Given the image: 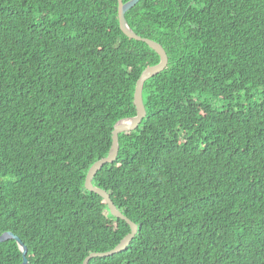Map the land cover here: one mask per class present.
I'll return each mask as SVG.
<instances>
[{"label": "trees", "instance_id": "obj_1", "mask_svg": "<svg viewBox=\"0 0 264 264\" xmlns=\"http://www.w3.org/2000/svg\"><path fill=\"white\" fill-rule=\"evenodd\" d=\"M117 9L0 0V236H17L28 264H82L130 232L84 188L159 62ZM125 19L168 64L92 181L137 234L88 264H264V0H139ZM0 264H22L14 240Z\"/></svg>", "mask_w": 264, "mask_h": 264}, {"label": "water", "instance_id": "obj_2", "mask_svg": "<svg viewBox=\"0 0 264 264\" xmlns=\"http://www.w3.org/2000/svg\"><path fill=\"white\" fill-rule=\"evenodd\" d=\"M117 2H118V9H117L118 23L121 32L129 39H133L145 43L151 50H153L157 54V56L159 57V62L154 66L145 68L140 74L134 91V105L136 109V116L131 118L121 119L114 124L111 133L112 142L108 155L105 158L96 161L89 168L84 182L85 190L94 193L98 195L100 198H102L107 204V208L111 216L116 219L124 221L129 226L130 232L112 250L103 253H91L89 256H87L84 259L82 264H88L91 259L110 257L114 254L123 251L137 234L138 231L137 225L134 224L132 221H130L128 218H126L116 208V206L111 201L109 194L106 191L93 186L92 181L95 175L97 174V172L101 170V168L105 164H112L115 161L119 150V143H118L119 133L136 130L139 124L141 123V121L146 116V111L142 99L144 83L153 76L162 72L168 64L167 54L159 43L138 36L137 34H135V32H133V30L127 24V21L125 19V14L132 7H134L139 2V0H129L125 3H123L122 0H117ZM8 240H14L16 242L22 256V264H28V260L26 258L27 255L26 246L21 242V240L17 236H15L10 232H6L0 236V243H4Z\"/></svg>", "mask_w": 264, "mask_h": 264}]
</instances>
